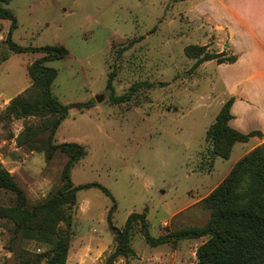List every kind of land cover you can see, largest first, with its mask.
I'll return each mask as SVG.
<instances>
[{"label":"rangeland","instance_id":"rangeland-1","mask_svg":"<svg viewBox=\"0 0 264 264\" xmlns=\"http://www.w3.org/2000/svg\"><path fill=\"white\" fill-rule=\"evenodd\" d=\"M202 1L10 0L5 5L17 19L12 38L18 45L68 49L65 58L46 63L58 73L54 95L69 106L54 143L85 147L86 157L72 171L76 187L97 183L112 195L96 187L79 190L67 264H103L115 248L110 213L118 229L131 214H145L152 237L204 225L210 213L200 202L254 146L256 139L236 144L229 159L211 155L206 133L230 98L224 77L235 80L237 70L216 61L194 68L196 60L187 56L190 46L233 55L226 51L224 27L214 28L200 11ZM10 27V21H0V56L9 52ZM43 56L11 53L0 61V163L25 191L29 207L63 186L68 156L48 154V132L37 143H19L26 126L41 128L46 119L2 115L32 86L29 66ZM136 84L143 85L129 102L113 100ZM13 198L1 192L0 204L9 205ZM13 237V223L0 219V264H23L22 255L39 256L50 249L21 236L10 243ZM206 241L151 247L136 230L135 256L115 264H196L197 249Z\"/></svg>","mask_w":264,"mask_h":264},{"label":"trees","instance_id":"trees-1","mask_svg":"<svg viewBox=\"0 0 264 264\" xmlns=\"http://www.w3.org/2000/svg\"><path fill=\"white\" fill-rule=\"evenodd\" d=\"M9 3L10 0H0V21L11 22L5 41L9 52L0 56V61H6L11 53L33 52L43 53L44 56L29 66L32 86L10 102L2 117L46 119L41 128L26 126L20 134L19 143H37L36 138L42 132H48L49 137L45 143L48 154L62 151L68 156V161L62 172L63 186L48 200L33 207H29L26 193L14 176L0 163V193L14 196L11 204H0V219L10 220L14 225V237L10 243L21 236L50 246L48 252L43 255H22L23 264H41L43 261L45 264H67L74 234L72 212L78 204L79 190L96 187L106 195H112L106 187L97 183L76 187L72 181V171L86 157L87 151L77 143H54L59 127L69 115V106L61 103L54 95L52 87L58 73L46 63L65 58L69 54L68 49L63 45L43 48L18 45L12 38L18 23L14 13L5 6ZM186 54L196 60L194 68L210 61L221 65L232 64L237 60L235 55L227 56L225 52L207 53L204 47L198 46L188 47ZM115 74L114 71L109 77V90L113 89ZM142 85H134L127 95L113 97V100L118 103L129 102ZM235 101L236 97L232 96L223 104L215 122L206 133L212 157L229 159L236 144L247 143L253 137H263L260 131L245 134L231 127V110ZM88 106L82 105V108ZM200 204L210 213L204 225L159 237L150 235L145 214H131L124 228L118 229L113 225L110 213L108 220L115 235V248L103 264H115L120 258L135 256L132 237L136 230L144 235L151 247L171 245L181 240L207 238L197 249L196 264H264V142L241 158L227 177Z\"/></svg>","mask_w":264,"mask_h":264},{"label":"crops","instance_id":"crops-1","mask_svg":"<svg viewBox=\"0 0 264 264\" xmlns=\"http://www.w3.org/2000/svg\"><path fill=\"white\" fill-rule=\"evenodd\" d=\"M198 7L214 28L224 27L226 51L237 57L235 63L224 64L237 70L235 80L224 77L227 95L236 97L231 127L263 135L249 140L256 139L243 158L264 142V0H203Z\"/></svg>","mask_w":264,"mask_h":264}]
</instances>
